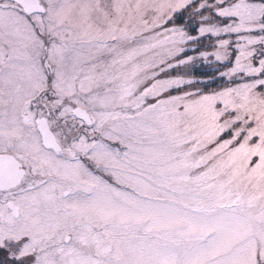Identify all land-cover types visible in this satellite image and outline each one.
I'll list each match as a JSON object with an SVG mask.
<instances>
[{
  "label": "snow or ice",
  "instance_id": "obj_1",
  "mask_svg": "<svg viewBox=\"0 0 264 264\" xmlns=\"http://www.w3.org/2000/svg\"><path fill=\"white\" fill-rule=\"evenodd\" d=\"M0 264H264V0H0Z\"/></svg>",
  "mask_w": 264,
  "mask_h": 264
}]
</instances>
